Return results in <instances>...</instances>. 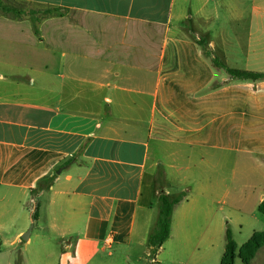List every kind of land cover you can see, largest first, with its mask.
<instances>
[{"label":"crops","instance_id":"crops-1","mask_svg":"<svg viewBox=\"0 0 264 264\" xmlns=\"http://www.w3.org/2000/svg\"><path fill=\"white\" fill-rule=\"evenodd\" d=\"M24 2L85 21L0 13V264H222L216 204L264 168V80L228 73H264V0ZM162 192L187 199L154 253Z\"/></svg>","mask_w":264,"mask_h":264},{"label":"rangeland","instance_id":"rangeland-1","mask_svg":"<svg viewBox=\"0 0 264 264\" xmlns=\"http://www.w3.org/2000/svg\"><path fill=\"white\" fill-rule=\"evenodd\" d=\"M0 13L10 18L28 21L36 30L43 22H46L47 28H54V26L60 25L61 28H70L71 26L80 27L85 21L82 15H66L67 11L60 8L34 5L20 0H3V9L0 10ZM65 15L66 17L60 20V18ZM55 18L59 19L54 21ZM48 36L51 38L54 35L50 34ZM253 170V175L248 179V181L243 182L241 180H237V183L232 186V189L238 190L242 188V185H247V188L244 189L246 193L251 195V200L245 208L241 209L240 204H234L233 200L228 201L227 199L228 205L223 203V201L220 205L216 204L217 208L221 207L222 218L228 216V214L231 215L229 218L230 220L227 221L229 225L228 227H230L229 230L231 231L235 241L239 244L247 243L254 232L264 233V214L259 212L257 208L259 195L264 193V168L260 167L259 163H255ZM208 181L212 182L213 179L207 180V182ZM226 185L229 187L231 185V181L226 180ZM31 207L32 204H28L27 210L31 211ZM12 231L14 232L13 228ZM254 264H264V257L258 259V261Z\"/></svg>","mask_w":264,"mask_h":264},{"label":"trees","instance_id":"trees-1","mask_svg":"<svg viewBox=\"0 0 264 264\" xmlns=\"http://www.w3.org/2000/svg\"><path fill=\"white\" fill-rule=\"evenodd\" d=\"M25 1V0H20ZM3 9V0H0V10ZM199 46L203 50L204 54L210 58L212 52L208 50L204 41H198ZM215 67H221L217 58L212 59ZM228 73L235 79L258 81L264 80V73L251 72L245 70L228 69ZM50 183L53 179L49 180ZM187 199V194L181 193L176 196H171L162 192L159 196V216L156 223V227L153 233L149 237V245L155 253L164 245V243L170 238L172 216L175 208ZM259 212L264 214V202L258 207ZM35 211V217L37 216ZM226 250L222 258V264H236L237 258H240L243 264H251L255 259L257 253L264 247V233L254 232L247 243L242 247H238L237 242L233 238L231 231L227 230L226 235Z\"/></svg>","mask_w":264,"mask_h":264},{"label":"water","instance_id":"water-1","mask_svg":"<svg viewBox=\"0 0 264 264\" xmlns=\"http://www.w3.org/2000/svg\"><path fill=\"white\" fill-rule=\"evenodd\" d=\"M33 230V225L30 226L29 230L22 236L23 240L28 241Z\"/></svg>","mask_w":264,"mask_h":264},{"label":"built area","instance_id":"built-area-1","mask_svg":"<svg viewBox=\"0 0 264 264\" xmlns=\"http://www.w3.org/2000/svg\"><path fill=\"white\" fill-rule=\"evenodd\" d=\"M109 242V244H111V241H108Z\"/></svg>","mask_w":264,"mask_h":264}]
</instances>
